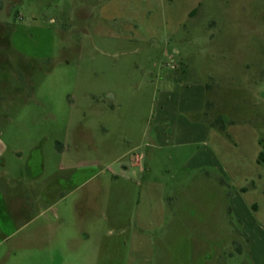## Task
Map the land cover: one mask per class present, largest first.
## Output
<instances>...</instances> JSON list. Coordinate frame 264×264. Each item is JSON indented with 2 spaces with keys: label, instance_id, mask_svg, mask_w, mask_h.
Instances as JSON below:
<instances>
[{
  "label": "rangeland",
  "instance_id": "obj_1",
  "mask_svg": "<svg viewBox=\"0 0 264 264\" xmlns=\"http://www.w3.org/2000/svg\"><path fill=\"white\" fill-rule=\"evenodd\" d=\"M262 147L264 0H0V264H264Z\"/></svg>",
  "mask_w": 264,
  "mask_h": 264
},
{
  "label": "crops",
  "instance_id": "obj_2",
  "mask_svg": "<svg viewBox=\"0 0 264 264\" xmlns=\"http://www.w3.org/2000/svg\"><path fill=\"white\" fill-rule=\"evenodd\" d=\"M107 6V5H106ZM205 87L203 85H196V87H193L188 93L191 94L192 96H194L192 98V102H194V106L192 105L193 108H191V111H196L197 113H199L201 110H202V98H203V95H204V92H203V89ZM158 118H159V127L161 128V123L162 122H167V121H170V118H171V114H167V112L163 109L162 105L159 106V114H158ZM200 127V128H199ZM212 130L208 129L206 126H203V125H192L190 126V124L188 123V128H185L184 129V134H193V132H195L196 134L198 133V135L202 136V133L206 132V134H209ZM161 135L159 134L158 132V138L160 137ZM139 155L137 157V155H135V158L133 160V162L131 161L130 164H126V165H122V168L123 169H126V168H131L132 166L133 167H136L139 165ZM143 160V159H142ZM132 165V166H131ZM73 174L75 175L79 170L77 169H73ZM64 182V179H61L60 180V183L63 184ZM159 189V187H158ZM144 203V202H143ZM139 206L140 203H139ZM150 223L152 222V226L155 225V224H158L160 222V218L159 217H152V218H145V220H138L137 221V229L140 230L137 234H136V238L139 237H145V235L143 234L144 232L148 233L150 232L152 229V227H144L141 225V223ZM143 232V233H142ZM229 243V245L227 246L228 247V251H224V256H226V253H228L229 255H232V251H229L231 248L230 246H233L231 243H232V239L229 240L225 245H227Z\"/></svg>",
  "mask_w": 264,
  "mask_h": 264
},
{
  "label": "trees",
  "instance_id": "obj_3",
  "mask_svg": "<svg viewBox=\"0 0 264 264\" xmlns=\"http://www.w3.org/2000/svg\"><path fill=\"white\" fill-rule=\"evenodd\" d=\"M221 128L222 127H219L220 130H221ZM257 163L264 164V147H262V151L258 155Z\"/></svg>",
  "mask_w": 264,
  "mask_h": 264
}]
</instances>
